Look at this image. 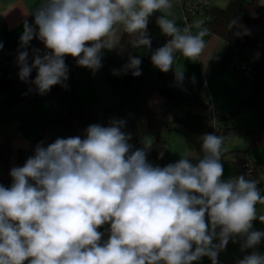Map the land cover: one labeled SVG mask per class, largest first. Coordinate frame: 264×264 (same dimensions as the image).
<instances>
[{"label": "clouds", "instance_id": "obj_1", "mask_svg": "<svg viewBox=\"0 0 264 264\" xmlns=\"http://www.w3.org/2000/svg\"><path fill=\"white\" fill-rule=\"evenodd\" d=\"M171 7V0H44L31 13L34 23H23L19 79L40 95L56 85L67 90L66 56L95 74L103 66V50L118 49V25L132 37V48L151 50L149 17ZM156 23L170 39L152 51L155 68L172 70L176 53L189 60L201 57L208 35L202 22L181 30L161 15ZM238 26L235 18L229 29ZM193 27L199 29L195 34ZM34 38L45 51L33 48L29 65ZM141 63L129 55L112 73L138 77ZM33 69L37 74L30 81ZM174 76L182 87L183 70L175 68ZM125 125L113 118L107 127L89 125L84 139L40 142L23 166L10 170V187L0 184V264H193L202 257L218 264L230 240H242V251L264 240V231L252 223L257 203L264 204L257 183L246 175L222 179L225 137L204 134L197 162L185 154L160 167L147 159L150 142L132 150ZM259 220L264 223V216ZM105 224L109 237L102 242L98 229ZM237 264H264V254L253 251Z\"/></svg>", "mask_w": 264, "mask_h": 264}, {"label": "crops", "instance_id": "obj_2", "mask_svg": "<svg viewBox=\"0 0 264 264\" xmlns=\"http://www.w3.org/2000/svg\"><path fill=\"white\" fill-rule=\"evenodd\" d=\"M211 7L223 8L231 0H209ZM44 0H0V42L3 43L2 52H10L12 62L15 66L18 49L20 48V36L23 33V23L25 20L29 24L34 23V17L31 15L34 8ZM174 0H171L172 7L166 11L154 13L153 25L157 16L163 13L169 19H174L176 25L183 30L180 21V13L178 12ZM258 3L264 6V0H258ZM177 8V7H176ZM204 27V26H203ZM123 26H117V37L119 39ZM205 28V27H204ZM199 29L192 28L193 34ZM153 36V31H152ZM154 38V36H153ZM155 39V38H154ZM206 48L201 57L197 60H189L180 53L174 56L173 69L170 70L174 75L175 68L179 67L184 72L183 85L177 88L188 87L189 96L202 101L208 107L192 105L193 113L210 116V107L214 109V115L210 120L206 121L203 127L197 131H187L184 129L164 131L160 134V140L164 149V164L177 162L181 156L187 154L192 162L195 163L202 157L200 137L207 134L210 124L218 135L225 137L223 146V154L221 163L223 165L222 179L239 176L236 163L243 157L240 152L234 150H242L248 147L249 134L256 132L264 135V87L258 93V97L249 105H243L234 117L227 118L228 113L233 106H240L243 102L249 101L252 96L253 82L251 78L245 77L236 71L238 62L246 65L251 64L252 55L245 49H236L234 46L224 41L215 34L208 32L204 37ZM109 50H103L102 67L93 74V72L85 67L80 66L81 77L77 87V93L80 100L85 104L94 103L98 105L99 101L110 95V86L104 77V65ZM211 57V58H210ZM210 58V59H209ZM256 60L264 67V50L256 54ZM142 74L148 77H154L157 68L152 63H141ZM195 77L193 82L192 78ZM51 105V99L48 94L40 95L36 91L30 101H23L16 106L0 110V143L6 142L11 147L10 160L15 161L16 151L19 148H26L30 139L42 135L41 117ZM105 107V106H104ZM103 109V108H102ZM109 126L107 124L105 127ZM125 133H130L132 139L129 143L133 146L134 139L142 137L147 141H152L156 137L153 129H146L145 123L138 120L135 126L131 127L127 123L122 129ZM226 131V132H225ZM47 146L48 142H44ZM134 149V146L132 148ZM245 158L253 162H264V141L258 145L251 146ZM2 165L0 164V173H2ZM257 183L264 182V174L260 177H246ZM261 195L264 196V187H259ZM257 219L254 220L253 229L264 231V223L259 220L260 216H264V204L257 203ZM110 225L105 224L98 230L109 236ZM216 242V241H214ZM242 240L237 238L234 243L229 241L226 249L218 254V264H237V261L243 259V251L241 250ZM248 254L253 251L258 254H264V240L254 249H246ZM193 264H212L208 257H202L200 261Z\"/></svg>", "mask_w": 264, "mask_h": 264}, {"label": "trees", "instance_id": "obj_3", "mask_svg": "<svg viewBox=\"0 0 264 264\" xmlns=\"http://www.w3.org/2000/svg\"><path fill=\"white\" fill-rule=\"evenodd\" d=\"M175 1V0H174ZM175 5L179 6L176 1ZM180 7V6H179ZM208 19L202 20V25L208 29V32L217 35L228 42L236 49H245L252 55V62L249 64L251 71V80L253 82L252 98L243 102L240 106L231 107L227 118L234 117L236 113L245 105L251 104L258 97V93L264 87V67L256 60V54L264 50V6L258 3V0H231L225 7H209L207 10ZM237 18L239 28L229 29L230 22ZM153 17H149L147 31L152 40V45L157 48L163 46L165 42H158L152 36ZM247 30L249 34L236 36L238 30ZM130 37L121 30L118 49L108 51L105 65L104 77L110 86V96L117 98V103L103 108L100 112L93 110L94 103H83L77 93L76 68L78 67L76 59L71 56L65 57V63L69 69V79L66 81L68 89L65 90L60 85L53 86L48 92L51 99V105L41 117L42 135L30 139L26 148H19L16 151L15 161L10 160L11 147L6 142L0 143V164L2 173H0V184L10 187V170L13 167L23 166L28 157L34 155V148L40 142L53 143L57 138H68L79 136L81 139L86 136L85 129L91 124H100L106 126L113 118L125 120L133 127L138 120L145 123L146 129H153L156 137L151 143L152 147L148 150L147 159L154 166L163 167L164 149L160 140V134L164 131H173L184 129L187 131L200 130L204 123L214 115V109H210V118L204 115L192 112L191 106L197 105L208 107L202 101L189 96V88H177L175 86V76L171 71L164 73L157 69L154 77H148L141 74L134 77L131 72L113 75L112 70H120L128 63L129 55L139 56L142 62L152 63L151 55H146V48L135 49L128 43ZM38 48L41 53L45 51L44 44L37 38H34L28 47L29 65L32 63V49ZM19 67L12 62L10 52L0 53V110H4L18 105L23 101H30L36 92L35 86L25 83L19 79ZM37 71L33 69L29 80H34ZM244 76V75H243ZM246 77V76H245ZM32 88V91H29ZM226 132V131H225ZM218 135L209 125L207 134ZM142 137L134 139V149L142 148L144 142ZM264 141V135L261 133H250L249 143L246 149L234 150L243 154L238 161L245 158L249 148ZM237 161V162H238ZM253 162V161H252ZM256 166L261 163L253 162ZM237 164V163H236ZM259 172H254L252 177H260ZM259 187H264V182L258 183ZM27 264V262H25Z\"/></svg>", "mask_w": 264, "mask_h": 264}, {"label": "built area", "instance_id": "obj_4", "mask_svg": "<svg viewBox=\"0 0 264 264\" xmlns=\"http://www.w3.org/2000/svg\"><path fill=\"white\" fill-rule=\"evenodd\" d=\"M176 3L180 6L182 15H183V24L187 27L189 25H195L197 22H201L204 19L209 18L207 13L208 8L210 7L209 0H175ZM170 37H165L163 41L166 43ZM157 49L156 45H151V50L147 49L146 55H151L152 51ZM236 71L241 75L246 77H251V71L248 65L238 62L236 65ZM214 134V133H213ZM85 137H83L84 139ZM237 170L240 175H246V177L253 176L254 172H259L264 174V163L260 165H255L252 161L247 158H244L237 162ZM108 235L103 233L102 242L108 239ZM249 255L246 250H243V256Z\"/></svg>", "mask_w": 264, "mask_h": 264}, {"label": "rangeland", "instance_id": "obj_5", "mask_svg": "<svg viewBox=\"0 0 264 264\" xmlns=\"http://www.w3.org/2000/svg\"><path fill=\"white\" fill-rule=\"evenodd\" d=\"M177 7V8H176ZM176 7H174L175 9H177L178 10V12L180 13V21H181V23H182V26H184V27H186L184 24H183V15H182V12H181V9H180V7L179 6H177L176 5ZM162 15H164V13L162 14ZM152 31H153V36H154V38L156 39V40H158V42H162V40L166 37L165 35H163L162 34V32H161V30H160V28L158 27V25H157V23H156V21H155V23H154V25H153V28H152ZM80 70V66H78L77 68H76V71H75V74H76V78H77V83H79V81H80V77H81V70ZM117 103V98H115V97H112V96H106V97H104V98H102L100 101H99V103H98V105L97 106H93V110L94 111H96V112H100L101 110H102V108H105V107H107V106H111V105H114V104H116ZM105 106V107H104ZM138 123V121L136 122V124Z\"/></svg>", "mask_w": 264, "mask_h": 264}]
</instances>
